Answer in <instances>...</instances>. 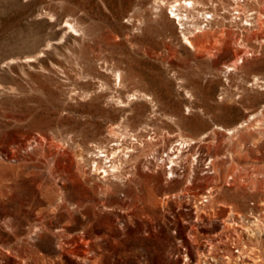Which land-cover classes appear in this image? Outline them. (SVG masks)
<instances>
[{"label": "rangeland", "instance_id": "374dc122", "mask_svg": "<svg viewBox=\"0 0 264 264\" xmlns=\"http://www.w3.org/2000/svg\"><path fill=\"white\" fill-rule=\"evenodd\" d=\"M171 1L0 0V264H264V22L199 53ZM116 141L123 183L90 162Z\"/></svg>", "mask_w": 264, "mask_h": 264}, {"label": "bare ground", "instance_id": "6f19581e", "mask_svg": "<svg viewBox=\"0 0 264 264\" xmlns=\"http://www.w3.org/2000/svg\"><path fill=\"white\" fill-rule=\"evenodd\" d=\"M249 1H257L259 3L261 2L264 4V0H209L210 2L209 9L211 10V12L208 14L209 10H205V8H207L206 7L207 2H203L201 0H173L168 4V9L170 10V12L167 13L166 15L163 12L160 14L169 23L170 27L173 30H174L175 20L177 21V25L179 26L178 32H179L180 41H182L185 45H188V47L193 48L199 53L209 52L210 47L209 48L205 47L203 42L206 39H214L215 41L214 44H216L217 41L219 40V38L214 33V31L213 32H211L210 30L204 31L206 27H211L210 24L212 23L213 20H216L217 27L221 32V33L219 32L220 34H222L223 32L229 33L228 32L229 27L232 24L239 25V23L242 22V26L244 25V26L255 27L260 25V23L264 22V19L262 17L264 8L263 9L258 8L257 10H254L251 13L244 12V5L248 4ZM154 2L157 4V7H161V5L165 4L164 0H154ZM169 14H171V16ZM203 21H205V23L202 25ZM211 47L212 49L214 48L213 44ZM231 70H233V67L229 65L226 66V71H231ZM117 78L120 79L119 73H117ZM258 80L259 78H255L254 84L257 85ZM33 143H37V141L35 140L33 141ZM192 143H194L192 139H185L183 137H180L171 146L169 150L170 154H167V159L171 166L169 168L170 177H172L174 174V170H175L174 167L180 166V160L177 159H180L182 149L184 148L186 149ZM120 145L121 144L116 141L115 143L110 144L109 145L110 147L108 148H104L101 145L94 146V149L90 155L91 156L90 162L92 164L91 166L94 174H96L97 176L101 175L100 178L105 180L107 178H112L122 183L124 182L123 180L125 179L126 176L122 177V175L125 173V172L123 173V168H122V164L124 163L122 157L127 152L129 153L130 151H133L135 147L133 146L132 143V145L122 146L120 149ZM120 152L122 153L121 155ZM117 190H119V185L117 183L110 184V186L108 187V191L110 192H114ZM68 204H74L76 208H78L77 206L79 207L81 206L79 202L73 203V202H68L66 199L63 200L62 202L63 207H66ZM92 204L95 205V203ZM252 225H254L253 227L256 231H259L258 229H260L263 226L261 223H253ZM246 231L249 232L251 231V229H247ZM212 246L213 243L210 242V245L208 247L209 251L207 252L205 258L208 260V262L211 261L212 262L211 264H218L216 262L217 260H215V258L212 257V253H210ZM237 252L240 253V255H243L242 249L239 248ZM198 255L201 256V253L199 252ZM239 260L241 261V258ZM262 261L263 260L261 259V257H259L258 254L256 259L252 258V260H250V262H253V264H260ZM232 262L233 261L231 255L227 254V256L225 257L224 264H232ZM196 264H199V257L197 259ZM234 264H240V263L234 262ZM247 264H251V263H247Z\"/></svg>", "mask_w": 264, "mask_h": 264}]
</instances>
